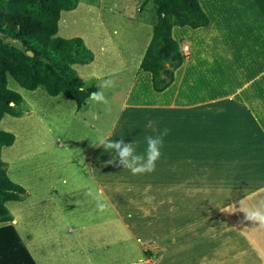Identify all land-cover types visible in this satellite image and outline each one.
Listing matches in <instances>:
<instances>
[{
    "label": "crops",
    "instance_id": "1",
    "mask_svg": "<svg viewBox=\"0 0 264 264\" xmlns=\"http://www.w3.org/2000/svg\"><path fill=\"white\" fill-rule=\"evenodd\" d=\"M198 1L209 25L172 28L179 50L185 43L189 52L165 91L155 92L151 74L138 71L151 36L131 63L116 37L112 46L97 44L94 62L100 71L91 63L84 65L94 70L81 80L96 82L98 91L97 84L119 73L123 68L117 61L124 60L123 67L133 76L121 102L125 122L120 134L125 136L119 138L133 142L143 154L145 137L155 135L150 122L169 129L155 171L132 175L123 166L107 163L115 151L95 145L68 150L76 170L73 177L82 181L79 192L102 191L112 211L108 216L149 245H140L147 264H264L261 227L248 223L243 209L230 213L227 207L264 208V16L257 15L255 22L249 11L252 1L255 11H264V0ZM254 67L246 76L245 68ZM230 76L241 77V85ZM108 135L112 137V130ZM45 185L40 183L39 189ZM145 197H152L151 203ZM223 222L225 231L220 230ZM12 224L21 237L16 218ZM42 228L41 223L32 230Z\"/></svg>",
    "mask_w": 264,
    "mask_h": 264
},
{
    "label": "rangeland",
    "instance_id": "2",
    "mask_svg": "<svg viewBox=\"0 0 264 264\" xmlns=\"http://www.w3.org/2000/svg\"><path fill=\"white\" fill-rule=\"evenodd\" d=\"M251 5L249 11L257 22V15L263 17L264 11H255L253 1ZM141 9L139 0H81L75 10L61 13L57 36L81 38L90 51L95 50L92 51L91 65L96 66V71H100L94 62L99 55L97 44L112 46L117 37L120 48L131 63L152 35L149 26L157 18L150 5ZM249 11L245 13L246 17ZM261 31L264 33V30ZM183 45L187 51L183 50ZM179 52L182 56L188 54L189 46L182 44ZM261 56L263 59L264 53ZM117 62L123 69L109 77L115 86L104 90L107 104L88 100L86 107L78 112L75 103L63 95L51 97L43 87L27 91L10 76L7 77L8 88L23 99V114L19 118L5 115L0 121V130L15 136L13 145L2 149L1 158L9 179L23 187L25 193L20 201L9 202L6 207L10 215L18 220L21 239L38 264H134L141 259L143 264H147L140 245L146 244L144 249L149 245L144 241L138 242L120 221L109 217L108 214H112L109 206L101 212L88 190H77L82 181H75L76 170L68 154V150L83 151L95 147L98 139L111 130L114 141H118L119 136H125L120 134L125 122L121 102L133 75L128 72L127 65L123 67L124 60ZM94 67L73 66L72 69L81 79ZM250 70L245 68L246 76L254 73L255 67L253 72ZM230 81L241 85L242 78L230 76ZM260 83L264 86L263 81ZM85 84L88 87L93 83L87 81ZM97 85L98 91L103 90L100 83ZM262 97L264 99V94ZM260 111L264 112V109ZM48 129L52 130L51 133ZM79 161H82L81 157ZM45 182V189H39V184ZM71 189L73 193H70ZM227 207L230 213L257 208L250 204ZM215 218L216 215L207 218V221ZM41 223L45 228L32 230L33 225ZM259 226L263 232L261 235H264V225ZM222 227L220 230L225 231L226 222ZM68 228L71 230L67 232ZM32 231L36 234L33 235ZM245 239L247 244L246 236ZM223 245L226 246V239Z\"/></svg>",
    "mask_w": 264,
    "mask_h": 264
},
{
    "label": "trees",
    "instance_id": "3",
    "mask_svg": "<svg viewBox=\"0 0 264 264\" xmlns=\"http://www.w3.org/2000/svg\"><path fill=\"white\" fill-rule=\"evenodd\" d=\"M139 1L142 9L150 5L157 18L138 71L149 72L153 90L161 93L173 83L183 61L172 28L207 27L209 18L198 0ZM78 2L0 0V121L5 115L19 118L23 114V99L8 88V76L27 91L43 87L51 97L63 95L73 101L77 110L86 107L96 88L87 87L72 67L90 64L93 53L81 38L57 36L61 13L75 10ZM82 86L85 91L79 90ZM14 141L12 133L0 130V264H36L6 207L9 202L20 201L25 193L9 179L1 158L2 149L11 147Z\"/></svg>",
    "mask_w": 264,
    "mask_h": 264
},
{
    "label": "clouds",
    "instance_id": "4",
    "mask_svg": "<svg viewBox=\"0 0 264 264\" xmlns=\"http://www.w3.org/2000/svg\"><path fill=\"white\" fill-rule=\"evenodd\" d=\"M114 86L115 82L111 79L104 80L100 85L101 89L104 90ZM79 90L85 91V88L82 86ZM88 99L95 103L107 104L103 90L92 92ZM148 126L151 127L155 135L145 137L146 149L143 154L136 151V145L133 142L126 143L123 139L114 141L109 136L100 137L95 144L102 147L105 151H115V158L107 161L108 164L116 163L117 166H123L132 175L151 173L155 171L156 162L162 155L161 148L163 147V140L169 134V129L164 128L160 130L152 122ZM48 131L51 133L52 130L48 129ZM88 194L94 197L97 202V208L101 212L108 207L107 198L102 191H90ZM145 201L151 203L152 197H145ZM241 211L245 213L246 220L264 225V208H249ZM134 264H143V259L135 261Z\"/></svg>",
    "mask_w": 264,
    "mask_h": 264
},
{
    "label": "built area",
    "instance_id": "5",
    "mask_svg": "<svg viewBox=\"0 0 264 264\" xmlns=\"http://www.w3.org/2000/svg\"><path fill=\"white\" fill-rule=\"evenodd\" d=\"M185 48H187V47H186L185 45H183V50H184V51H187ZM183 50H182V51H183Z\"/></svg>",
    "mask_w": 264,
    "mask_h": 264
},
{
    "label": "water",
    "instance_id": "6",
    "mask_svg": "<svg viewBox=\"0 0 264 264\" xmlns=\"http://www.w3.org/2000/svg\"><path fill=\"white\" fill-rule=\"evenodd\" d=\"M27 55H28V56H32V54H31L30 52H27ZM11 105H12V104H11Z\"/></svg>",
    "mask_w": 264,
    "mask_h": 264
}]
</instances>
